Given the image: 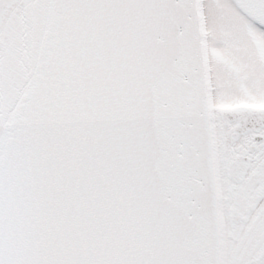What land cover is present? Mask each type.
Instances as JSON below:
<instances>
[{
	"label": "snow or ice",
	"instance_id": "1",
	"mask_svg": "<svg viewBox=\"0 0 264 264\" xmlns=\"http://www.w3.org/2000/svg\"><path fill=\"white\" fill-rule=\"evenodd\" d=\"M0 264H264V0H0Z\"/></svg>",
	"mask_w": 264,
	"mask_h": 264
}]
</instances>
